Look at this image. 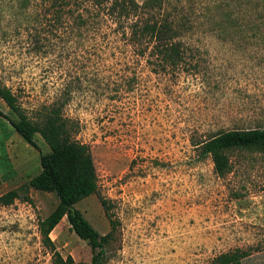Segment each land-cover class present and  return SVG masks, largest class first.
<instances>
[{
	"label": "rangeland",
	"instance_id": "rangeland-1",
	"mask_svg": "<svg viewBox=\"0 0 264 264\" xmlns=\"http://www.w3.org/2000/svg\"><path fill=\"white\" fill-rule=\"evenodd\" d=\"M242 1L247 27L256 4ZM21 3L0 0V80L32 118L69 96L62 112L98 185L75 207L100 234L110 225L99 196L117 220L101 264H207L234 248L249 252L242 264H264V153L232 151L230 172L218 176L195 145L222 130L264 126V41L248 30L224 39L203 18L192 55L162 72L112 34L105 57L87 52L92 42L66 24L48 25L39 0ZM0 113L10 115L1 98ZM34 138L36 147L0 114V195L22 186L19 198L0 205V264H53L38 221L57 196L28 186L49 150ZM50 237L68 264H90V246L66 217Z\"/></svg>",
	"mask_w": 264,
	"mask_h": 264
},
{
	"label": "trees",
	"instance_id": "trees-1",
	"mask_svg": "<svg viewBox=\"0 0 264 264\" xmlns=\"http://www.w3.org/2000/svg\"><path fill=\"white\" fill-rule=\"evenodd\" d=\"M29 0H22L25 8ZM49 24H66L73 37L85 39L98 55H107L109 35L133 48L136 55L145 57L157 71L172 72L181 69L192 55L199 24L214 20V26L224 39L233 40L234 33L246 38L264 41V0H246L256 7L244 21L242 0H39ZM238 8L231 9L233 3ZM217 16H219L218 19ZM249 16V17H250ZM230 27L231 32L226 29ZM236 36V35H235ZM231 37V38H230ZM233 38V39H232ZM0 98L9 108L10 115H3L15 131L30 145L36 147L35 134L46 142L49 150L40 154V171L33 176L28 186L44 192H53L57 203L53 210L38 221V230L44 246L49 247L53 264H68L71 256L63 258L50 237L54 227L66 217L71 230L85 240L91 248L90 264H101L110 237L117 227V220L109 211L106 199L99 196L100 204L108 219L110 229L100 234L83 216L75 204L91 194L98 193L93 161L87 148L74 138L73 124L62 110L69 96L55 99L37 109L29 117L18 101L17 95L0 80ZM200 156H209L214 172L224 176L231 170L232 151L264 153V126L233 128L217 132L195 143ZM22 186L0 195V205H9L19 198ZM249 255L245 249L234 248L214 255L207 264H242Z\"/></svg>",
	"mask_w": 264,
	"mask_h": 264
}]
</instances>
